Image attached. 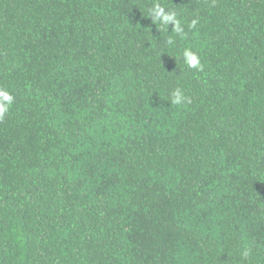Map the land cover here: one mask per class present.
Here are the masks:
<instances>
[{
	"label": "trees",
	"instance_id": "obj_1",
	"mask_svg": "<svg viewBox=\"0 0 264 264\" xmlns=\"http://www.w3.org/2000/svg\"><path fill=\"white\" fill-rule=\"evenodd\" d=\"M0 85V264H264V0H0Z\"/></svg>",
	"mask_w": 264,
	"mask_h": 264
},
{
	"label": "clouds",
	"instance_id": "obj_2",
	"mask_svg": "<svg viewBox=\"0 0 264 264\" xmlns=\"http://www.w3.org/2000/svg\"><path fill=\"white\" fill-rule=\"evenodd\" d=\"M149 17L156 24L167 30L168 25H173L172 33L177 35L186 36L185 26L181 22L177 11L173 9L166 8L163 4L156 2L149 9ZM199 23L198 18H193L187 24L188 29H195L196 25ZM166 43L168 45H174L175 41L171 35L166 38ZM182 57L184 63L188 68L196 69L197 72L204 70V64L201 61L199 54L190 47H186L182 50ZM15 102V96L13 92L6 86L0 85V122H2L5 116L10 112L12 106ZM171 105L178 107H185L191 104V97L186 95L181 87H176L171 92ZM250 254V249L245 247L242 252V256H248Z\"/></svg>",
	"mask_w": 264,
	"mask_h": 264
}]
</instances>
